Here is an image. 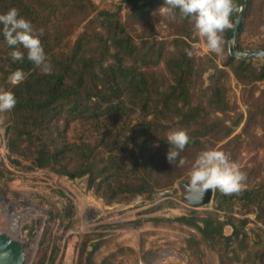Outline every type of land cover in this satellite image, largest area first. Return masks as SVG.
Listing matches in <instances>:
<instances>
[{"label": "trees", "instance_id": "16d2710c", "mask_svg": "<svg viewBox=\"0 0 264 264\" xmlns=\"http://www.w3.org/2000/svg\"><path fill=\"white\" fill-rule=\"evenodd\" d=\"M121 2L112 10L100 9L93 0H0V14L15 7L31 21L37 35L43 30L40 40L52 67L50 75L41 72L20 45L16 47L25 58L13 62L9 54L14 49L7 45L0 25V88L11 90L17 99L14 109L0 117L15 167L50 169L74 180L88 177V189L113 203L138 198L144 191L153 194L172 188L191 171L206 146L215 148L229 139L242 120L241 132L219 150L236 163L244 144L264 146V92L257 96L264 66L258 73L250 72L256 57L230 54L234 25L222 33L221 67L213 56L196 54L198 39L192 23L181 19L178 11L174 21L158 12L166 6L165 0ZM241 3L238 0V8ZM263 5L264 0H247L237 51H245L240 39L256 6L253 15ZM237 12L230 18L233 24ZM161 22L170 30L165 39L158 36ZM77 31L71 48L64 50ZM257 51H264V45ZM18 68L26 78L13 86L7 76ZM231 75L243 87L248 111L247 117L240 114L228 124L229 113L237 110L228 98ZM134 115L136 123L129 127L118 122L119 117L126 121ZM255 128L262 130V136L253 134ZM175 130H184L190 141L171 165L166 160L167 135ZM240 168L246 174L241 191L225 195L215 190L213 199L219 210L234 211L239 205L264 224V176L256 164ZM70 214L71 209L66 215ZM178 221L196 227L212 242L219 234L230 242L243 234L231 218L218 224L213 215ZM228 224L234 231L224 237ZM253 257V264H264V247Z\"/></svg>", "mask_w": 264, "mask_h": 264}, {"label": "rangeland", "instance_id": "374dc122", "mask_svg": "<svg viewBox=\"0 0 264 264\" xmlns=\"http://www.w3.org/2000/svg\"><path fill=\"white\" fill-rule=\"evenodd\" d=\"M93 1L100 9L112 10L122 3L121 0ZM256 9L257 6L253 13ZM126 11L125 4L124 18ZM253 13L240 39L244 52L257 51L264 45V5L256 15ZM81 30L82 27L78 31ZM157 30L160 39L170 32L163 22L157 24ZM78 31L67 40L64 50L71 48ZM197 39L196 54L211 55L222 67V52H210L205 39L198 35ZM251 63L250 72L258 73L264 66V58H254ZM208 75H205L206 84ZM227 86L228 98L237 107L227 117L228 124H232L240 114L247 117L248 108L243 87L233 75ZM259 87L257 96L264 92V82ZM219 115L224 117L222 113ZM115 116L112 119L116 120ZM135 118L136 115L123 121L119 117L118 122L129 127L136 123ZM242 121L230 138L241 132ZM253 134L262 136V130L255 128ZM230 138L215 148H222ZM239 154L236 162L239 166L256 164L264 176V146L255 148L246 143ZM9 155L5 127L0 124V234L7 231L9 217L21 221V234L16 239L26 246L24 264H253L254 254L264 247V224L257 214L246 213L239 205L234 206V211L219 210L213 198L209 204L197 207L188 203L185 184L190 183L191 171L170 189L153 194L144 191L138 198L108 203L88 189V177L74 180L50 169L26 171L15 167ZM70 209L71 214L66 215ZM63 213L65 216H59ZM210 215L218 219L217 224L231 218L243 234L231 242L219 234L216 242H212L196 227L178 221ZM233 231L234 226L225 225L224 237H230Z\"/></svg>", "mask_w": 264, "mask_h": 264}, {"label": "clouds", "instance_id": "9594fccd", "mask_svg": "<svg viewBox=\"0 0 264 264\" xmlns=\"http://www.w3.org/2000/svg\"><path fill=\"white\" fill-rule=\"evenodd\" d=\"M166 6L158 12L175 20L177 11L181 19H187L193 24L194 32L206 40V47L210 52L220 54L222 52V33L232 27L231 16L239 11L235 0H165ZM241 7V6H240ZM3 36L9 47L13 62L23 61L25 58L18 45L26 50L28 61L32 62L44 74H51L52 67L46 62V55L42 46L40 35L34 31L31 21L20 16L19 10L10 8L5 14H0ZM188 55L191 52L185 50ZM26 74L22 69H16L7 76V82L13 86L23 82ZM17 104L15 94L11 90L0 88V113L10 112ZM0 124L3 118L0 117ZM190 138L184 130H175L167 135L170 145L166 153V160L173 164L180 153L188 145ZM185 163L180 159V164ZM246 174L240 166L229 159L224 151L207 147L196 157L191 167L190 184L202 190H218L222 194H238L244 186Z\"/></svg>", "mask_w": 264, "mask_h": 264}, {"label": "water", "instance_id": "95a60500", "mask_svg": "<svg viewBox=\"0 0 264 264\" xmlns=\"http://www.w3.org/2000/svg\"><path fill=\"white\" fill-rule=\"evenodd\" d=\"M247 5V0H242L241 7L237 14L235 25L229 40L230 54L237 58H264V51L240 52L236 50V39L241 25L243 14ZM188 192L185 199L192 206H201L209 204L214 196V190H202L198 187H192L186 184ZM26 259V246L23 242L13 239L7 234H0V264H24Z\"/></svg>", "mask_w": 264, "mask_h": 264}, {"label": "bare ground", "instance_id": "6f19581e", "mask_svg": "<svg viewBox=\"0 0 264 264\" xmlns=\"http://www.w3.org/2000/svg\"><path fill=\"white\" fill-rule=\"evenodd\" d=\"M6 210H5V212H6ZM8 220H10L9 222L11 223V225L8 222L7 231L4 234L7 233V235L12 237L13 239H16L17 237H20V234H21V221L20 220L10 219V217L8 218ZM16 240H19V239H16Z\"/></svg>", "mask_w": 264, "mask_h": 264}, {"label": "flooded vegetation", "instance_id": "af4514ba", "mask_svg": "<svg viewBox=\"0 0 264 264\" xmlns=\"http://www.w3.org/2000/svg\"><path fill=\"white\" fill-rule=\"evenodd\" d=\"M190 184V183H189ZM185 186H186V184H185ZM190 186H191V184H190ZM187 189V191H188V188H186Z\"/></svg>", "mask_w": 264, "mask_h": 264}]
</instances>
